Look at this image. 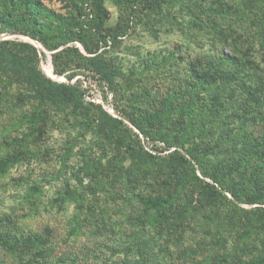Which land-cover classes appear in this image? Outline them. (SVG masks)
<instances>
[{"label":"rangeland","instance_id":"374dc122","mask_svg":"<svg viewBox=\"0 0 264 264\" xmlns=\"http://www.w3.org/2000/svg\"><path fill=\"white\" fill-rule=\"evenodd\" d=\"M25 1L0 0V264H264V0H102L115 91L78 39H93V1L37 0L35 39L7 29ZM30 41L45 77L81 82L80 106L42 101L22 79L8 59ZM115 104L147 109L146 137ZM98 105L127 121L123 146Z\"/></svg>","mask_w":264,"mask_h":264},{"label":"trees","instance_id":"16d2710c","mask_svg":"<svg viewBox=\"0 0 264 264\" xmlns=\"http://www.w3.org/2000/svg\"><path fill=\"white\" fill-rule=\"evenodd\" d=\"M20 0H2L4 4L13 3L14 7L17 6V2ZM94 3V8H90L89 14H85L83 19L86 18L87 22L91 23L88 27L92 31L93 39L90 41L91 44H86V41L82 37L78 36L81 40L84 49L90 53L94 54L88 58V62L92 65L91 70L98 77L99 81H104L108 88L115 91V75L117 72L115 70H110L106 68L105 64L102 62L101 52L98 50L102 43H106L108 38L114 37V32H106L105 21L108 18V11L102 6V0H92ZM5 7L3 8V13H1V21L5 23L8 20V16L4 15ZM3 14V15H2ZM39 16V7L37 0H28L22 3V12L18 14L20 26L8 25L7 29L16 30L22 32L32 38H36V33L39 32L40 28L36 25ZM120 23H117L114 27L120 28ZM83 25V24H82ZM87 26V24H85ZM1 27V26H0ZM83 26H81L82 29ZM5 30V27L0 28V33ZM114 31V28H111ZM83 31V30H82ZM84 32V31H83ZM83 32H79L83 33ZM7 41H0V53H2L7 45ZM27 48V52H19V54L12 53V56L8 59L13 58L14 61L22 63L23 67L20 71L22 79L32 87L33 91L36 93L37 97L42 100L49 102L50 104L56 105L59 108H70L78 107L82 104V96L84 94V88H81V82H76L75 84H66L63 82L53 81L37 68L38 61V50L35 46L31 44L24 45ZM77 50V48H74ZM44 55V54H43ZM226 59L234 65L236 68L243 67L245 61L243 58H238L234 55H229L226 53H220L219 58ZM45 73V72H44ZM207 73V72H206ZM220 73V72H219ZM215 80V79H213ZM98 107H100L98 105ZM122 116L128 119L131 126L136 129V135L147 136L146 130L148 129L147 123L153 122L151 115L147 112V109H141L138 111L136 108H132L131 111L127 112L121 110L118 105L113 106ZM130 107V106H129ZM127 121L124 118H117L111 116L101 107L97 115L98 126L105 131V134L110 138V140L117 145H124L125 140V129H129L127 126ZM129 146L128 143H126ZM173 159H181L185 161L182 157L173 156ZM221 183L214 178L212 183L206 182L203 187L202 194L206 205L212 206L216 195L218 194ZM225 189L234 197L238 199L239 189L225 187ZM253 193L252 195H254ZM245 196L251 195V190L244 194Z\"/></svg>","mask_w":264,"mask_h":264},{"label":"water","instance_id":"95a60500","mask_svg":"<svg viewBox=\"0 0 264 264\" xmlns=\"http://www.w3.org/2000/svg\"><path fill=\"white\" fill-rule=\"evenodd\" d=\"M33 40V39H32ZM35 41V40H34ZM32 44H34L36 47H37V49H40V48H42V47H38L33 41H30ZM35 42H37V41H35ZM43 70V69H42ZM44 72V71H43ZM46 75V74H45ZM47 76V75H46ZM49 77V76H48ZM51 78V77H50ZM51 79H55V78H51ZM122 118V117H121Z\"/></svg>","mask_w":264,"mask_h":264}]
</instances>
